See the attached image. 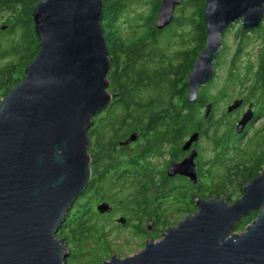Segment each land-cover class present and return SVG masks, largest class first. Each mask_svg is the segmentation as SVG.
<instances>
[{"label": "water", "instance_id": "95a60500", "mask_svg": "<svg viewBox=\"0 0 264 264\" xmlns=\"http://www.w3.org/2000/svg\"><path fill=\"white\" fill-rule=\"evenodd\" d=\"M182 1L160 0L157 31L172 23ZM203 18L205 46L185 79V99L191 106L213 80L225 31L236 21L242 31L258 28L264 0H205ZM32 21L37 55L0 101V264H67L68 253L56 235L90 183L88 130L113 98L108 91L111 61L102 26L103 1L41 0ZM242 103L233 101L226 113ZM250 107L235 125L237 135L253 119ZM211 110L209 103L204 118ZM198 138V132L189 135L181 150H190ZM136 140L134 133L127 139ZM196 156L192 149L182 161L171 162L166 176H184L196 184ZM242 193L231 204L196 200V212L167 228L160 241H147L133 256H113L102 264H264V168L243 184ZM96 210L106 214L110 204L101 202ZM252 212L257 219L241 234H230ZM117 223L124 225L126 219L120 217ZM153 225L148 220L146 229Z\"/></svg>", "mask_w": 264, "mask_h": 264}, {"label": "trees", "instance_id": "16d2710c", "mask_svg": "<svg viewBox=\"0 0 264 264\" xmlns=\"http://www.w3.org/2000/svg\"><path fill=\"white\" fill-rule=\"evenodd\" d=\"M40 1L35 0L36 5ZM102 1V26L111 61V69L108 74V91L113 98L108 108L104 110L105 116L102 118L95 117L93 119L94 124L88 130L89 140L90 138L94 140L92 146H95L97 151L91 169V171L93 170V179L82 192L76 206L73 209L71 208V212L68 213L57 232V236L64 238L67 244L74 243L78 245L85 238L94 237L93 233L96 232H100L99 234L102 235L101 229L98 230L96 225L89 223L96 214L93 206L94 203L111 198L109 187L113 186L117 180H119L120 185L125 183L123 178L119 177L121 174L119 170L123 174H133L131 177L132 182L128 183L137 189L136 194L133 195L132 207L135 208L130 211L129 208L132 207H127L129 204L123 206L125 209L127 208L125 210V215L128 216L126 223L129 220H134L135 223L130 224L134 233L146 236L142 227L143 221L145 218H154L157 230L159 228L157 232L162 233L170 223L167 219L159 216L157 212H160L158 208L161 206V199L166 197L164 193L169 191L167 189V180L169 179L164 175L163 170H158L154 174L153 168L150 167V162L147 159L153 155H161L164 151H167L170 159L176 158L180 153V145L186 137L194 132H198L199 135H206L210 129L217 132L222 124V119H214L211 113L207 118L200 115L199 108L205 103L202 97H198L196 104L192 106L188 105L185 99L187 95L185 79L196 60V56L205 46L206 26L203 18L198 26L193 28V35L191 36L193 47L190 45L189 48L184 49L180 53V62L174 63L172 61L174 57L166 54V51H164L166 49H162L158 40H154V37L163 31H157L154 27L155 14L160 0H156L152 16L145 18L144 26L147 32L138 34L128 40L120 38L116 32V23L121 12L128 6V0ZM186 4H190L195 10L198 6L196 12H200L202 16L205 0H190ZM180 22H182L181 19ZM32 27L28 36L24 37L28 40V43L35 45L34 51L27 60L20 58L18 61L22 63V71L37 55L39 48L33 22ZM25 38L24 41L27 42ZM13 71L12 68L6 70L3 73L4 77H7ZM17 83L7 84L4 96ZM100 115L101 113L98 116ZM225 127L226 130L217 135L214 141L216 148L221 150L225 149L223 142H226L228 134L232 133L231 126L227 125ZM105 129L109 132L106 141H104L103 134ZM133 133L137 135L139 140L143 141L142 144H138L134 148L128 147L125 149L122 146L118 150L114 149L117 142L126 140ZM164 147L167 148L163 149ZM89 151H91V148L88 149ZM256 152L257 149L252 152L243 151L236 162L223 168L222 175L214 184L211 176L212 169L224 165V159L218 157L216 164L208 169L212 182L211 190H209V187H204L200 191L194 187L189 188L190 194L196 193L192 195L195 203L198 200L197 197L203 196V199H210L211 197L208 195L212 193H215L216 196L224 193L232 178L239 179L238 185H240V188L238 192L241 190L242 196L243 184L258 176L259 167L253 174L249 175V173L241 171V161L245 157L254 156ZM167 164L166 162L165 166ZM262 167L264 168V163ZM109 176H111V182L108 179ZM152 189L163 192L157 204H149L146 201ZM198 193H202L201 196H198ZM204 193L208 195L204 196ZM193 200L190 211L183 214L191 216L196 212ZM130 202L132 200L127 203ZM178 213L181 212L178 211ZM257 217V212H252L246 218L237 222L233 231L244 228V226L249 225V222L253 223ZM159 234L157 233L156 236L159 237ZM101 235L96 238L97 241H101ZM71 258L75 260V257L72 256ZM102 263L103 261H95L92 264Z\"/></svg>", "mask_w": 264, "mask_h": 264}, {"label": "rangeland", "instance_id": "374dc122", "mask_svg": "<svg viewBox=\"0 0 264 264\" xmlns=\"http://www.w3.org/2000/svg\"><path fill=\"white\" fill-rule=\"evenodd\" d=\"M27 1V6L24 10L17 13V21L19 22L21 30L17 31L15 36L20 35V32H22L23 35L27 37L33 28L32 11L36 2L35 0ZM189 1L190 0H183L182 4L175 8L172 23L154 37V40H158L160 47L166 49L164 50L166 54L174 57L172 59L174 63L180 62V53L192 45L191 36L193 35V28L199 24V14L196 12L198 6H196V10L193 9L190 4H186ZM127 4L128 6L121 12L116 23V32L120 38L124 40L132 39L138 34L140 35L147 32L144 22L147 19L146 17L152 16L156 6V0H128ZM180 19L182 22H180ZM25 40L27 42L24 41L22 44L24 47L22 59L25 58V60H27L34 51L35 45L28 43L26 38ZM261 40L263 41L262 45ZM222 45V51L215 63L213 80L205 87H202L198 92V97H202L203 100H205V103L199 108L200 115L203 116L204 114L205 104L211 103V114L213 118L216 120L222 119L221 127L217 132L210 129L206 135H199L197 140V146L200 150L198 168L200 173V187L197 189L198 191L203 190L204 187H209V190H211V183L219 180V177L223 173V168L236 162L239 158L238 156L245 150L252 152L257 149V152L254 156L245 157L241 161L240 169L242 172L245 171V173L251 175L259 167L257 171V174H259L263 169L262 166L264 163V23L260 31L242 37L238 36L237 27L226 30V34L222 36ZM0 47L2 48L0 49L1 98L6 92L7 84L12 85V83L19 82L24 76V71L21 70V61L17 65V54L20 52V44L15 42L12 47L10 45H0ZM10 68L14 71L7 77H4L3 73ZM235 100H242V106L232 113H226V108ZM249 102L252 103L256 120L245 128L243 134L237 136L234 133L235 125L243 116L242 114L248 110ZM104 116L105 111L101 112V115L97 117L102 118ZM92 124H94V122ZM227 125L231 126L232 133L228 134L227 141L223 142L225 144V149L221 150L216 148L214 141L217 135H220L226 130L225 126ZM103 134L104 141H106L109 132L105 129L103 130ZM93 141L94 140L90 138L91 144L89 148H91V151H89V154L92 160L90 163L91 169L94 155L97 153L95 146H92ZM124 141L125 140H120V142H117L114 149L118 150L122 147L120 143ZM142 143L143 141L137 138V140L132 143L127 141V145L123 147H125V149L128 147L134 148ZM166 148L167 147H164L163 149ZM218 157L224 159V165L220 168L216 167L212 169L211 182V176H209L210 171L208 169L216 164ZM147 160L150 162V167L153 168L155 174L158 170H165L166 162L168 163L170 161V156L167 154V151H164L161 155H153ZM119 172L121 173L119 177L123 178L125 183L120 185L119 180H117L113 186L109 187V196L111 198L109 200L94 203L93 206V210L96 214L89 223L96 225L98 230L101 229L102 235L99 234L100 232L93 233L95 238L92 236L87 237L78 245L74 243L67 244L64 238L56 235L58 239H63V244L68 253L66 258L67 264H92L95 261H108L113 256L121 259L133 256L144 248L145 242L160 241L167 228L177 225L179 221L183 220L188 215L183 213L190 211V205L193 200L192 195L196 193L193 192L190 194L189 188L191 186L187 187L180 180H167V189L170 192L166 191V193H164L166 197L161 199V206L158 208L160 212H157V214L167 219L170 224L164 228L162 233L159 234V232H157L159 228L157 230V226L155 225L150 231L146 229V222L148 220L154 221V218H145L143 221L142 227L146 236H144V234L134 233L130 225L135 223L134 220H129L124 225L117 223V219L120 217H124L128 220V216L125 215V210H127V208L125 209L123 206L129 204L127 207H132L134 202L133 195L137 192V189L128 183L130 181L132 182L131 177L133 174H123L120 170ZM91 179H93V170ZM108 179L111 182V176H109ZM238 183L239 179L232 178L228 187L221 195L216 196L215 193L211 195L204 193V196L208 195L211 198L224 199L228 204H231L241 196V190L238 192L240 188ZM201 194L202 193H198V196H201ZM162 195L163 192L154 191L152 189L146 201L149 204H157L159 197ZM197 199H203V196L197 197ZM79 200L80 198L74 203L72 209ZM130 200H132V202L127 203ZM101 202L110 204V210L106 214H99L96 210V207ZM193 202L195 203L194 200ZM134 208L135 207L129 208V210L132 211L131 209ZM178 211L181 213H178ZM250 224L252 223L249 222V225ZM247 226L236 229L230 234L239 235ZM157 233L160 235L159 237L156 236ZM100 235L102 237L101 241H97L96 238ZM72 256L75 257V260L71 258Z\"/></svg>", "mask_w": 264, "mask_h": 264}, {"label": "flooded vegetation", "instance_id": "af4514ba", "mask_svg": "<svg viewBox=\"0 0 264 264\" xmlns=\"http://www.w3.org/2000/svg\"><path fill=\"white\" fill-rule=\"evenodd\" d=\"M27 2H28L27 0H0V45H10L12 47L15 42L20 44L21 48L19 47L20 48V52L17 54V56H18L17 65L19 63L18 61L20 60V58H22V52H24V47L22 45L24 43V35H23V33L20 32V35L15 36L16 32L21 30L19 22L17 21V13L24 10V8L27 6ZM198 14H199L198 15L199 16V22L198 23H200V20H202V18H203V14H202V16H201L200 12H198ZM203 21H204V18H203ZM263 23H264V18L261 21V24H260V26L258 28L253 29V30H249V31H242L240 29L241 28V23L239 21H236L227 30H230L233 27H237L238 28V36L242 37V36H245V35H248V34L251 35L252 33H256L258 31H260L261 28L263 27ZM225 34H226V31H225ZM225 34H223V36ZM262 43H263V41L261 40V45H262ZM222 47H223V45H222ZM0 49H2V48L0 47ZM249 107L253 111V106H252L251 102L248 103V108ZM255 120L256 119H255V115H254L253 119H252V121L250 123H252ZM250 123L248 125H250ZM127 139L125 141H127ZM187 139H188V137L185 138L183 140L182 144L180 145V153H179V155L176 158L170 159V161L168 162L167 166H165L166 167L165 170H163V171H164V175L166 176V170H167V168H168V166H169V164L171 162H173V161H175V162L182 161L185 157L188 156L190 150L195 149L197 151V156L194 159L195 172H196V175H197L196 184H192L187 177L180 176V175H176V176H174L172 178H168L167 176L166 177L169 180H174V181L175 180L176 181L180 180L187 187L191 186V187H194L195 189H198L200 187V184H199L200 183L199 182L200 173L198 171L199 161H200V150H199V148L197 146V141H196L195 143L192 144L190 150L182 151L181 150V146L185 143V141ZM125 141L120 143V146H126L127 144H124ZM172 198H175V197H172ZM148 231H150V230H148Z\"/></svg>", "mask_w": 264, "mask_h": 264}, {"label": "bare ground", "instance_id": "6f19581e", "mask_svg": "<svg viewBox=\"0 0 264 264\" xmlns=\"http://www.w3.org/2000/svg\"><path fill=\"white\" fill-rule=\"evenodd\" d=\"M174 14V13H173ZM174 18V17H173Z\"/></svg>", "mask_w": 264, "mask_h": 264}]
</instances>
